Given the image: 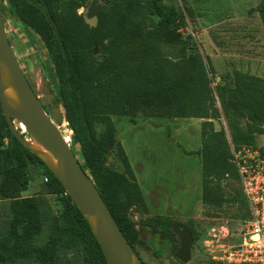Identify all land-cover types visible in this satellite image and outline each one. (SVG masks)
I'll use <instances>...</instances> for the list:
<instances>
[{
    "label": "trees",
    "instance_id": "16d2710c",
    "mask_svg": "<svg viewBox=\"0 0 264 264\" xmlns=\"http://www.w3.org/2000/svg\"><path fill=\"white\" fill-rule=\"evenodd\" d=\"M165 1L109 0L94 14L97 26L86 23L80 12L92 0L2 3L4 18L20 22L31 45L46 49L44 67L67 122L69 143L75 153L79 146L83 168L132 245L139 234L130 211L136 206L146 213L147 203L117 138L114 115L202 118V144L197 151L202 158V200L219 208L240 204L241 218L249 217L247 198L233 161L231 139L216 122L224 116L229 126L244 127L236 130L232 141L236 145L255 144L256 133L264 136V78L235 69L231 77L213 85L211 57L197 48L191 32L184 34L188 13ZM257 11L264 24V0ZM214 41L220 46L216 37ZM114 150L123 171L107 164ZM39 165L44 166L39 177L47 180L39 192L25 196L37 178L33 168L37 171ZM224 181L239 184V192L226 193ZM42 193L59 195L62 209L51 214L48 238L39 243L45 226V209L38 198ZM0 199L9 201L7 230L0 235V264L27 260L58 264L59 257L69 253L73 257L67 264H107L98 239L61 181L12 133L1 101ZM202 226L197 222L199 240L205 235Z\"/></svg>",
    "mask_w": 264,
    "mask_h": 264
},
{
    "label": "rangeland",
    "instance_id": "374dc122",
    "mask_svg": "<svg viewBox=\"0 0 264 264\" xmlns=\"http://www.w3.org/2000/svg\"><path fill=\"white\" fill-rule=\"evenodd\" d=\"M261 1H165L166 5H176L188 13L186 17L189 25L188 28H183L184 34L191 32L197 48L205 56H211V62L215 67L213 85L221 82L223 77H231L229 75L235 69L264 78V24L257 11ZM108 2L109 0H92L91 5L80 8V12L84 13L86 8H89L88 15L92 16ZM4 22L9 39L32 86L40 95L47 113L67 136L70 134L67 122H63L62 107L57 103L52 80L47 77L44 67L43 58L46 53L40 47L37 50V47L31 45L20 22L10 21L6 17ZM202 25L210 26L211 35L217 37L220 46L215 41L209 42L207 35L202 33L204 32ZM233 34L238 37H234ZM232 39L234 41H230ZM113 119L117 127V138L126 150L147 203L146 213H142L136 206L133 207L130 211L131 218L133 216L137 221L159 214H168L176 218L192 216L195 222L202 223L201 229L206 235L211 227L226 221L235 222L243 216L244 211L240 204H227L219 208L207 205L202 200V158L197 152L202 144L201 118L144 117L138 114L134 118L116 115ZM222 126L227 130L231 144L237 128L244 130L241 125L229 126L224 116L222 120L216 122L217 128ZM21 131L27 135L26 128H22ZM254 136L255 143L264 145L262 134L256 133ZM75 151L81 159L79 146L75 147ZM107 164L116 170H124V164L115 150L109 155ZM43 169L42 165L38 166L37 171L33 168L37 178ZM224 185L228 194L240 190L239 184L230 186L224 181ZM35 192L36 189L31 186L23 194L28 196ZM38 198L45 209V226L38 237V242L43 243L50 233L51 214H58L62 209V203L60 196L55 194L42 193ZM8 202L0 199V235L6 232L8 226ZM203 238L200 239L192 260L187 264H225L215 258L219 255L215 248L203 246ZM144 246V243H138L146 264H168L166 257L155 256L149 247ZM72 257L71 253L63 254L59 257L58 264H67L68 259ZM16 264L32 262L27 260Z\"/></svg>",
    "mask_w": 264,
    "mask_h": 264
},
{
    "label": "water",
    "instance_id": "95a60500",
    "mask_svg": "<svg viewBox=\"0 0 264 264\" xmlns=\"http://www.w3.org/2000/svg\"><path fill=\"white\" fill-rule=\"evenodd\" d=\"M0 0V101L9 128L19 141L37 155L61 181L68 194L85 216L93 230L107 264H144L130 243L95 181L83 168L72 149L67 136L47 113L45 106L30 83L16 51L9 39ZM83 13L86 23L97 26L98 16ZM47 53L46 49L43 50ZM94 53H99L95 46ZM26 127L27 135L18 129ZM44 177L32 181L36 192L40 191ZM132 219L135 221L134 217ZM182 248L177 256L184 262L191 260L192 236L181 231Z\"/></svg>",
    "mask_w": 264,
    "mask_h": 264
},
{
    "label": "built area",
    "instance_id": "2783aa9c",
    "mask_svg": "<svg viewBox=\"0 0 264 264\" xmlns=\"http://www.w3.org/2000/svg\"><path fill=\"white\" fill-rule=\"evenodd\" d=\"M231 145L249 217L211 227L203 246L215 248V258L223 263L264 264V145Z\"/></svg>",
    "mask_w": 264,
    "mask_h": 264
},
{
    "label": "flooded vegetation",
    "instance_id": "af4514ba",
    "mask_svg": "<svg viewBox=\"0 0 264 264\" xmlns=\"http://www.w3.org/2000/svg\"><path fill=\"white\" fill-rule=\"evenodd\" d=\"M135 222L139 238L133 247L144 264L146 263L138 247V243L140 242L145 244L144 247H149L155 256L166 257L168 264H187L192 260L194 251L200 243L196 231L197 222L193 220L192 216H188L187 218H176L168 214H159L142 220L136 221L135 219L134 223ZM137 222L139 223L137 224ZM175 227L181 231L186 229L192 236L193 241L190 248L191 260L188 262H184L177 256L178 251L182 248L183 240L182 236L176 232Z\"/></svg>",
    "mask_w": 264,
    "mask_h": 264
},
{
    "label": "crops",
    "instance_id": "0c3cea01",
    "mask_svg": "<svg viewBox=\"0 0 264 264\" xmlns=\"http://www.w3.org/2000/svg\"><path fill=\"white\" fill-rule=\"evenodd\" d=\"M202 26H203L202 28L204 29V30H203L204 32H202V33H205V36L207 35L206 37H207V39L209 40V42H211V43L214 42V37H216V36H215V35H211V33H212L211 31H212V30L210 29V26H207V25H202ZM246 35H247V34H246ZM231 36H232V35H230V37H231ZM233 36H234V37H238V36L235 35V34H233ZM212 38H213V39H212ZM216 38H217V37H216ZM239 40H240V39H238V41H239ZM230 41H234V40L232 39V40H230ZM94 54H95V53H94ZM210 57H211V56H210ZM39 97H40V95H39ZM114 116H116V115H114ZM201 119H202V118H201ZM202 120H203V119H202ZM134 172H135V171H134ZM139 183H140V182H139Z\"/></svg>",
    "mask_w": 264,
    "mask_h": 264
},
{
    "label": "bare ground",
    "instance_id": "6f19581e",
    "mask_svg": "<svg viewBox=\"0 0 264 264\" xmlns=\"http://www.w3.org/2000/svg\"><path fill=\"white\" fill-rule=\"evenodd\" d=\"M24 125V124H23ZM25 126V125H24ZM26 128V127H25Z\"/></svg>",
    "mask_w": 264,
    "mask_h": 264
}]
</instances>
